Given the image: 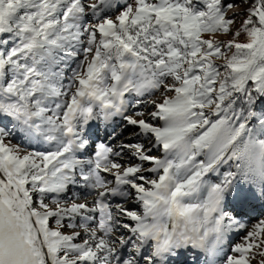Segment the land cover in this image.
I'll return each instance as SVG.
<instances>
[{"label":"snow or ice","instance_id":"6c2138e0","mask_svg":"<svg viewBox=\"0 0 264 264\" xmlns=\"http://www.w3.org/2000/svg\"><path fill=\"white\" fill-rule=\"evenodd\" d=\"M0 264H264V0H0Z\"/></svg>","mask_w":264,"mask_h":264}]
</instances>
